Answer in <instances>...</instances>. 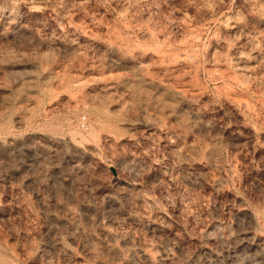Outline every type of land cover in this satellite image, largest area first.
Here are the masks:
<instances>
[{
    "label": "rangeland",
    "instance_id": "1",
    "mask_svg": "<svg viewBox=\"0 0 264 264\" xmlns=\"http://www.w3.org/2000/svg\"><path fill=\"white\" fill-rule=\"evenodd\" d=\"M0 264H264V0H0Z\"/></svg>",
    "mask_w": 264,
    "mask_h": 264
},
{
    "label": "bare ground",
    "instance_id": "2",
    "mask_svg": "<svg viewBox=\"0 0 264 264\" xmlns=\"http://www.w3.org/2000/svg\"><path fill=\"white\" fill-rule=\"evenodd\" d=\"M125 49H121V47L120 46L118 47L117 45L113 46L112 49H111L112 50V55H115L116 53H118L119 56H122L121 60H123V62L130 63V61L133 59V54H131V53H135V52H130L129 51L130 52V53L128 52L129 54L127 52L123 53V50H125ZM135 55H138V54H135ZM119 56H116V59L119 60ZM138 79H139V82H142V83H145V84H148V85H155V83H154V81L152 79L146 78L143 75H139ZM166 91H168V89H166ZM53 221H55V222L52 223ZM53 221L50 222L51 224L47 227L48 231L50 233H53L54 231H57L56 228H57V225L59 224L55 219ZM104 233L107 234L108 236H110V238H117V237L120 238L121 237V235L118 234L115 231L113 232V231L105 229ZM66 250H69V249H66ZM108 250L113 252V253H116L118 251V247L115 246V245H109L108 246ZM140 251L143 254V256H145L148 260H150L152 262H160V263H162V262H165L167 259H170V257H172L171 253H169V252H163V253L155 256L154 254H152L150 252H147L144 249H140Z\"/></svg>",
    "mask_w": 264,
    "mask_h": 264
},
{
    "label": "built area",
    "instance_id": "3",
    "mask_svg": "<svg viewBox=\"0 0 264 264\" xmlns=\"http://www.w3.org/2000/svg\"><path fill=\"white\" fill-rule=\"evenodd\" d=\"M80 125H81V127H84V126H85V121L82 120V121L80 122Z\"/></svg>",
    "mask_w": 264,
    "mask_h": 264
}]
</instances>
